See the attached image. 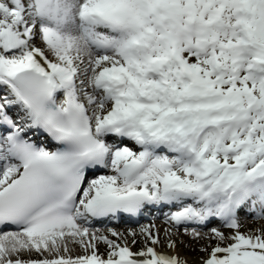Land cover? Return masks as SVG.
Returning <instances> with one entry per match:
<instances>
[{
	"label": "snow or ice",
	"instance_id": "6c2138e0",
	"mask_svg": "<svg viewBox=\"0 0 264 264\" xmlns=\"http://www.w3.org/2000/svg\"><path fill=\"white\" fill-rule=\"evenodd\" d=\"M163 206V237L87 226ZM241 210L264 218V0H0V264H188L158 250L181 226L201 264H264Z\"/></svg>",
	"mask_w": 264,
	"mask_h": 264
},
{
	"label": "bare ground",
	"instance_id": "6f19581e",
	"mask_svg": "<svg viewBox=\"0 0 264 264\" xmlns=\"http://www.w3.org/2000/svg\"><path fill=\"white\" fill-rule=\"evenodd\" d=\"M42 46V45H41ZM37 140L41 139V137H36ZM109 142H112L113 138L109 137ZM127 142V141H126ZM130 143V142H128ZM130 146L135 147L134 145ZM170 206H163V207H153L150 210H147L143 215L130 218L126 216V214H121L116 218V220H112L113 217H108V218H100V219H95L91 222L90 225H87L93 230H100L102 232H106L107 229H114V226H119L120 224H125L124 226H131L133 229H135L136 226H141V225H148V224H155L158 229H160V234L161 237L164 235V230L171 227L170 223L164 218V214L162 210L168 209ZM149 213V214H148ZM149 215V216H148ZM152 216V217H151ZM166 216V215H165ZM151 217V219H150ZM239 220L241 223V231L246 232V231H254L256 229L264 228V218H255L253 214H247L243 210L239 213ZM117 221V222H116ZM120 223V224H119ZM101 225L100 229H95L92 228L94 226ZM106 225H113V226H106ZM222 226V228H218L221 231L225 232V234H228L231 230L226 228L224 224L219 220V219H214L212 220L211 223L207 224L206 226H199L196 224H190L189 227H195L197 229L201 230H208L210 229L209 226ZM123 226V225H122ZM216 227V228H217ZM137 228V227H136ZM139 228L135 229L138 230ZM128 228L126 227H119L117 231L119 232H126ZM183 226L179 229V235L174 237V239L177 240V246L175 249H168L166 247L164 248H159V251L163 252H168L169 254H178L180 257L185 259L188 264H201L202 258H205L207 253L203 252L200 250L201 246L209 247L210 251V246L209 244L213 245L216 243L215 240H211L209 242L208 239H200V240H195L189 235H184L183 234ZM205 233V232H204ZM207 233V232H206ZM139 243L133 248V251L137 250L139 248ZM78 249L76 248L74 253H76ZM100 251L104 252L105 251V246L100 245ZM78 254V252H77ZM79 254H82L79 252Z\"/></svg>",
	"mask_w": 264,
	"mask_h": 264
},
{
	"label": "rangeland",
	"instance_id": "374dc122",
	"mask_svg": "<svg viewBox=\"0 0 264 264\" xmlns=\"http://www.w3.org/2000/svg\"><path fill=\"white\" fill-rule=\"evenodd\" d=\"M164 218H166V216L164 215ZM120 224V223H119ZM95 225H98V224H95ZM123 225V226H122ZM125 224H120L119 226H114L113 228L115 229V230H117L119 227H126V228H128V229H133V227L131 228V226H124ZM106 226H113V225H106ZM137 228H139L140 226H136ZM135 227V229H137ZM212 227H215V226H213V225H210L209 226V228H212ZM217 227V226H216ZM92 228H95V229H100L101 228V225H98V226H94V227H92ZM217 228H222V226H218ZM197 229V228H196ZM197 231H200L202 234L205 232H207L208 233V231H209V229L208 230H201V229H197ZM139 247H140V244L138 245ZM77 249H78V251H76V253H74V255H76L77 254V252H78V254H79V252L80 253H82V251H81V249H79L78 247H77Z\"/></svg>",
	"mask_w": 264,
	"mask_h": 264
}]
</instances>
